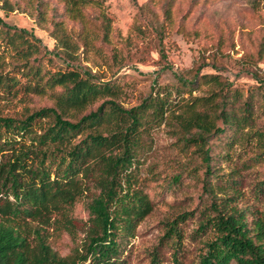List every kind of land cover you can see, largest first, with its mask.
<instances>
[{
    "label": "rangeland",
    "instance_id": "1",
    "mask_svg": "<svg viewBox=\"0 0 264 264\" xmlns=\"http://www.w3.org/2000/svg\"><path fill=\"white\" fill-rule=\"evenodd\" d=\"M165 3L103 0L109 20L104 33L92 5L84 8L82 25L66 17L60 0H0L1 18L40 40L41 51L46 49L47 67L57 69L64 59L80 69H90L99 81L119 83L121 92L115 100L125 108L139 104L159 86L172 90L175 113L193 97L218 91L220 85L212 82L195 89L179 85L175 91L176 75L204 61L209 65L202 67L201 74L215 73L220 81L229 83L227 111L239 117L245 108L249 112L239 130L227 128L208 141L211 173L206 174L203 167L187 169L177 183L173 177L186 157L176 149L169 126L154 127L143 137L139 173L153 207L139 221L134 235L121 242L123 264H196L213 237L209 227H200L213 198L235 193L233 205L244 209L250 223L254 218L264 221V195L257 189L264 179V159L255 157L264 142V4L254 11L247 0H173L165 14ZM80 29L87 32L88 44L72 35ZM18 59L12 49L0 45V71L18 79L16 85L0 89V116L21 117L31 108L52 105L47 96L24 89L27 80L13 67ZM101 102L97 100L92 109ZM217 124L226 127L221 120ZM23 146L31 144L22 140L11 149L0 150V163L12 160L26 149ZM33 160L31 152L28 164ZM94 174V170L80 174L77 199L47 217L12 221L0 215V221L13 224L39 258L43 253L37 247L41 238L48 252L65 264H93L87 245L96 230L88 211L96 188ZM4 196L3 191L0 197Z\"/></svg>",
    "mask_w": 264,
    "mask_h": 264
},
{
    "label": "trees",
    "instance_id": "2",
    "mask_svg": "<svg viewBox=\"0 0 264 264\" xmlns=\"http://www.w3.org/2000/svg\"><path fill=\"white\" fill-rule=\"evenodd\" d=\"M60 1L66 17L80 24L85 21L84 8L92 5L105 33L109 20L103 0ZM172 1L166 0L165 14L170 12ZM247 1L254 11L264 4V0ZM72 35L88 44L87 32L82 29ZM0 45L18 54L20 61L13 67L25 76L24 89L47 96L52 102L50 106L31 108L21 117L0 116V150L11 149L22 140L31 144L23 146L26 149L12 160L0 163V194H5L0 197V215L12 221L47 217L61 206L73 203L79 194L80 174L94 170L96 188L88 211L96 230L87 245L93 264H123L121 242L134 235L139 221L152 210L153 203L143 188L138 165L144 149L142 139L150 130L168 125L176 149L186 157L181 171L173 177V183H177L181 172L187 169L203 167L206 174L211 173L208 141L227 128L239 130L249 115L247 108L240 117L227 111L225 91L229 83L220 81L215 73L201 74L208 62L177 74L175 91L178 92L179 85L195 89L208 82L220 85L219 90L193 97L175 113L170 99L172 90L167 86H159L139 104L125 108L115 100L121 92L119 83L99 81L90 69H80L64 59V65L51 70L44 62L46 49L41 51L40 40L32 32L6 23L1 16ZM215 57L213 54L212 58ZM51 61L48 58L47 62ZM16 83V76L0 71V89L6 90ZM100 99L102 102L92 109ZM218 120L226 127H220ZM78 135L81 136L76 139ZM31 152L35 162L28 164ZM255 157L264 159V142L258 146ZM257 189L264 195V179ZM235 198V193L218 200L213 198L210 213L200 226L209 227L213 237L206 242L196 264H264V221L254 218L250 223L244 209L233 205ZM38 239L41 258L34 255L13 224L0 221V264H65Z\"/></svg>",
    "mask_w": 264,
    "mask_h": 264
}]
</instances>
